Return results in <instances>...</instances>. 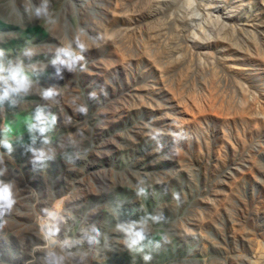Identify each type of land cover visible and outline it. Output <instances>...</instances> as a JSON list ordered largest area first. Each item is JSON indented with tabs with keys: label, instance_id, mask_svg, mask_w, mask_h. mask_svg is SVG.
Returning <instances> with one entry per match:
<instances>
[{
	"label": "rangeland",
	"instance_id": "obj_1",
	"mask_svg": "<svg viewBox=\"0 0 264 264\" xmlns=\"http://www.w3.org/2000/svg\"><path fill=\"white\" fill-rule=\"evenodd\" d=\"M0 186V264H264V0H0Z\"/></svg>",
	"mask_w": 264,
	"mask_h": 264
},
{
	"label": "clouds",
	"instance_id": "obj_2",
	"mask_svg": "<svg viewBox=\"0 0 264 264\" xmlns=\"http://www.w3.org/2000/svg\"><path fill=\"white\" fill-rule=\"evenodd\" d=\"M39 11V10H38ZM12 79L16 82L18 87H23L24 85V79L20 78L17 79V76L15 74H13ZM81 111H85V109H81ZM0 207L2 206H8L10 207L11 204L13 203L12 199H11V193L9 191V188L7 186H0ZM133 235V239H132V244H137L139 243L141 240L144 239V234L142 231H136L134 233H132ZM144 259L150 260L151 257L150 256H145Z\"/></svg>",
	"mask_w": 264,
	"mask_h": 264
}]
</instances>
